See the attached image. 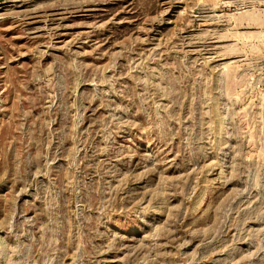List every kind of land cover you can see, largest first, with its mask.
<instances>
[{
  "label": "rangeland",
  "instance_id": "1",
  "mask_svg": "<svg viewBox=\"0 0 264 264\" xmlns=\"http://www.w3.org/2000/svg\"><path fill=\"white\" fill-rule=\"evenodd\" d=\"M0 264H264V0H0Z\"/></svg>",
  "mask_w": 264,
  "mask_h": 264
}]
</instances>
